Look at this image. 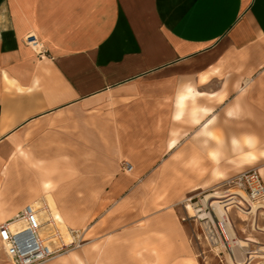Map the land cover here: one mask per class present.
Returning <instances> with one entry per match:
<instances>
[{"label": "crops", "instance_id": "crops-1", "mask_svg": "<svg viewBox=\"0 0 264 264\" xmlns=\"http://www.w3.org/2000/svg\"><path fill=\"white\" fill-rule=\"evenodd\" d=\"M241 153L264 183V0H0V225L49 197L98 237L69 264H199L186 203Z\"/></svg>", "mask_w": 264, "mask_h": 264}, {"label": "built area", "instance_id": "built-area-1", "mask_svg": "<svg viewBox=\"0 0 264 264\" xmlns=\"http://www.w3.org/2000/svg\"><path fill=\"white\" fill-rule=\"evenodd\" d=\"M26 43L37 54H43L41 45L34 37H28ZM124 169L129 172L131 167L126 164ZM227 184L245 197H237L239 210L237 208L236 210L254 222L260 219L264 223V183L259 170L250 168L237 173L227 180ZM251 205L257 207L255 212L251 211ZM198 219L204 221L202 231L209 247L229 249V245L232 244L226 238L228 223L230 224L228 216L220 220L209 214V218ZM11 225L15 226L11 228ZM40 228L37 212L32 205H26L10 222L0 225V243L12 264H45L59 255L62 251L60 248H50L43 242L39 234Z\"/></svg>", "mask_w": 264, "mask_h": 264}, {"label": "rangeland", "instance_id": "rangeland-1", "mask_svg": "<svg viewBox=\"0 0 264 264\" xmlns=\"http://www.w3.org/2000/svg\"><path fill=\"white\" fill-rule=\"evenodd\" d=\"M21 157H23V155H21ZM237 157L239 160L233 163L234 166H232V168H220L212 173L208 181L202 185V189L190 195V199L186 204H191L193 209H201L203 212L215 216L213 208L209 206V203H211L213 199H210L209 203H205V196L215 192L226 194L224 192L228 190L231 192L236 191L234 187L227 184V180L244 170L250 168L258 169L261 166L260 162H249L243 153ZM259 172L261 174V171ZM188 217L190 216L188 215ZM228 219L235 241L250 238L257 243L250 244L247 248H238L236 245H229V249H224L223 247L211 248L207 245L203 236L202 225L204 221H200L197 217H191V224L197 234L196 239L194 238V250L199 264H229L227 256H230L235 264H264V258H254L251 261H247L246 259V257H248L246 252H256V256H264V252H259L260 248L264 247V223L260 219L254 222L250 217L240 213L234 208L228 212ZM89 227L90 224L88 222L82 225L80 229L69 227L70 235L74 238L73 244L64 246L63 243H65L66 238L60 226L57 223H55L54 226H50V232H56L63 240V242H61V240L57 239L55 244H50L53 249L60 248L62 250L59 253L61 257H58V262L60 264H69L76 256L81 254V249L83 248L80 247L82 245L98 238L94 236L93 233H89ZM93 250H97V248ZM8 262L12 264L9 259Z\"/></svg>", "mask_w": 264, "mask_h": 264}, {"label": "bare ground", "instance_id": "bare-ground-1", "mask_svg": "<svg viewBox=\"0 0 264 264\" xmlns=\"http://www.w3.org/2000/svg\"><path fill=\"white\" fill-rule=\"evenodd\" d=\"M249 159L252 161H255V157L253 155H250ZM258 169H259V171H261L260 168H258ZM39 185L45 191H49L51 189V184L44 179H42L40 181ZM224 193H226V194L215 192L213 194L206 195L204 198L205 203H209V200L213 199V201L211 203H209V206L213 208V211L215 212V216L220 220L222 218H225V216H228V212L231 209L237 208V206H238L237 197L245 198L244 195L239 191L231 192L230 190H228V191H225ZM31 205L34 208V210H36L37 218L41 224L39 234L43 238V242L48 247L52 248L50 244H55L57 239H59V240H61V242H63V240L60 238V236L58 234H56V232L55 233L50 232V229H49L50 226H54L55 223H57L60 226V228L64 234V237L66 238L65 243H63V245L67 246L69 244H73L74 238L70 235V231H69V227H68L67 222L54 209L53 202L49 197H48L47 205H42L39 202H33ZM251 207H252L251 211L255 212L257 207L255 205H251ZM186 208H187V213L190 217H198L200 219H204L206 217L209 218V214H207L206 212H203L201 209H193L191 204L187 205ZM239 212L242 213L241 211H239ZM14 226L15 225H11V228H13ZM233 236L234 235L231 231L230 224L228 223V230L226 232V238L230 241V244L236 245L238 248H247V247H249L250 244H256L257 243V242H255V240L250 239V238L235 241ZM259 252H264V247L260 248ZM246 254L249 255V257H246V259L250 260V261L254 258H264V256H256L255 255L256 252H246ZM58 257H61V255H57L54 259H56ZM227 261L229 262V264H235L230 256H227Z\"/></svg>", "mask_w": 264, "mask_h": 264}]
</instances>
